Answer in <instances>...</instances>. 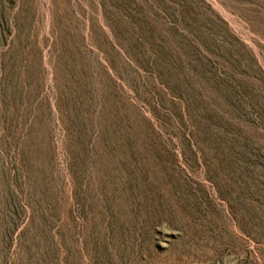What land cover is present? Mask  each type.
<instances>
[{
    "label": "rangeland",
    "instance_id": "obj_1",
    "mask_svg": "<svg viewBox=\"0 0 264 264\" xmlns=\"http://www.w3.org/2000/svg\"><path fill=\"white\" fill-rule=\"evenodd\" d=\"M0 264H264V0H0Z\"/></svg>",
    "mask_w": 264,
    "mask_h": 264
}]
</instances>
